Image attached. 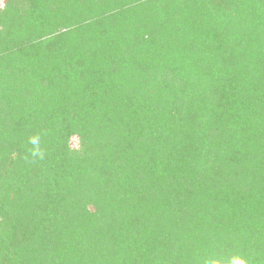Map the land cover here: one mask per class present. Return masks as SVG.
Segmentation results:
<instances>
[{
  "label": "trees",
  "instance_id": "1",
  "mask_svg": "<svg viewBox=\"0 0 264 264\" xmlns=\"http://www.w3.org/2000/svg\"><path fill=\"white\" fill-rule=\"evenodd\" d=\"M236 255L264 264V0H6L0 264Z\"/></svg>",
  "mask_w": 264,
  "mask_h": 264
},
{
  "label": "clouds",
  "instance_id": "2",
  "mask_svg": "<svg viewBox=\"0 0 264 264\" xmlns=\"http://www.w3.org/2000/svg\"><path fill=\"white\" fill-rule=\"evenodd\" d=\"M28 144L31 147L27 150L24 160L34 163L37 159L43 160L46 157V150L41 146V134L37 133L28 137ZM31 157V159H29ZM227 264H247V260L239 255L232 256L226 260ZM204 264H220V260H205Z\"/></svg>",
  "mask_w": 264,
  "mask_h": 264
},
{
  "label": "rangeland",
  "instance_id": "3",
  "mask_svg": "<svg viewBox=\"0 0 264 264\" xmlns=\"http://www.w3.org/2000/svg\"><path fill=\"white\" fill-rule=\"evenodd\" d=\"M5 1L6 0H0V8L2 7V5L5 3ZM76 138H72V140H71V146L73 147V148H76L77 146H76Z\"/></svg>",
  "mask_w": 264,
  "mask_h": 264
}]
</instances>
